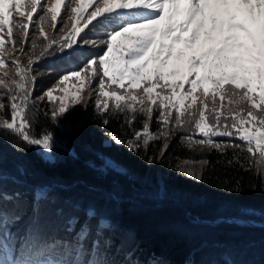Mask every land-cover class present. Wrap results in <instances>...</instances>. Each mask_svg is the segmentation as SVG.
<instances>
[{
    "label": "snow or ice",
    "instance_id": "obj_1",
    "mask_svg": "<svg viewBox=\"0 0 264 264\" xmlns=\"http://www.w3.org/2000/svg\"><path fill=\"white\" fill-rule=\"evenodd\" d=\"M58 17L60 29L56 27ZM71 21V30L64 34ZM45 25L56 29L51 38ZM37 36L47 42L42 55L52 62L57 78L46 91L33 95L35 73L41 69L34 68L31 60L22 65L4 57L6 41L11 51L26 55L25 41L35 49ZM5 67H13L18 79L7 80V72L0 77V131L12 130L27 144L46 150L45 159L55 155L53 135L47 130L39 137L30 135L27 113H37L39 102L47 100L44 115L53 123L69 121L74 113L69 105L84 103V81L96 78L91 89L96 93L93 106L108 113L112 102L117 113L125 114L132 131L127 141L111 136L116 144L137 154L146 149L157 138L150 131L155 112L159 136L175 138L179 130L185 133L184 140L198 137L194 141L198 145L221 152L224 147H246L252 156L258 153L264 160V0H67L66 4L65 0H0V69ZM77 82L81 88L75 87ZM69 83L73 85L71 96ZM226 99L228 105L237 107L226 108ZM244 104L250 106L240 107ZM9 112L10 119L5 118ZM137 114L143 118L141 129L132 127ZM60 147L75 156L72 148ZM159 155L163 157L164 147ZM17 171L26 173L23 166ZM187 175L201 179L193 171ZM47 198L46 190L36 191L30 218L29 234L34 249H39L37 255L50 247L42 236L45 213L40 202ZM4 201L13 213L6 222L22 221L17 211L20 201L13 196L0 198V221L6 215ZM96 216L89 208L88 224L79 231L76 215L69 214L64 221L63 231L76 241L73 264H133L111 259L119 242L106 231L112 227L107 219L93 225ZM12 238L0 228V247L4 248L0 264H32L13 259ZM85 247L92 250L90 260L82 258Z\"/></svg>",
    "mask_w": 264,
    "mask_h": 264
},
{
    "label": "trees",
    "instance_id": "obj_2",
    "mask_svg": "<svg viewBox=\"0 0 264 264\" xmlns=\"http://www.w3.org/2000/svg\"><path fill=\"white\" fill-rule=\"evenodd\" d=\"M63 11L64 6L61 16ZM59 20L60 17L57 29ZM73 23L63 29L64 34ZM28 31L31 40V25ZM45 31L49 38L56 33L47 25ZM35 41V49L25 41L27 54L20 52L24 58L19 62L26 65L31 60L34 68L41 69L35 73L33 84V95H40L53 85L57 73L52 70V62L45 61L42 55L47 42L41 36ZM3 75L0 71V77ZM6 79L18 77L14 71ZM95 83L96 78H92L89 95L84 97L83 105L72 106L74 113L67 122L61 119L53 123L43 114L47 100L39 102L37 113H27L30 135L39 137L42 130L52 133V159H45L49 155L46 150L27 144L12 130L0 131V176L8 175L0 177V198L13 196L19 200L17 211L22 216V221L8 224L7 217L13 213L10 203L4 201L6 215L0 228L13 237V259L32 264H73L76 241L63 231L64 221L69 214L76 215L75 228L79 231L87 226V210L92 208L97 212L93 225L107 219L112 227L106 231L119 242L117 254L111 259L131 260L133 264H264V227L228 221L264 223V167L258 154L252 156L246 147H224L221 152L196 144L198 137L182 139L185 133L179 130H175V138L159 136L155 112L150 131L157 138L137 154L111 141L113 135L127 141L132 131L125 114L117 113L112 102L108 113L93 106L96 93L91 89ZM5 118L10 119V112ZM104 119L109 120L107 125ZM142 120L137 114L132 127L141 129ZM61 145L72 148L75 156L68 155ZM161 147L163 157L159 155ZM153 156L156 158L149 163ZM204 160L208 163H200ZM19 166L26 169L24 175L17 171ZM188 171L201 179L189 177ZM40 189L48 193L47 200L40 203L45 213L42 236L50 247L37 255L39 249H34L35 241L29 232L35 193ZM220 219L224 221L205 223ZM3 253L0 247V257ZM82 258L92 259V250L85 247Z\"/></svg>",
    "mask_w": 264,
    "mask_h": 264
},
{
    "label": "rangeland",
    "instance_id": "obj_3",
    "mask_svg": "<svg viewBox=\"0 0 264 264\" xmlns=\"http://www.w3.org/2000/svg\"><path fill=\"white\" fill-rule=\"evenodd\" d=\"M66 1V0H65ZM82 26V25H81ZM52 30V28H51ZM47 33V31H45ZM6 61H11V60H19V59H22L24 58V55L21 56V53L19 50H16L15 52L11 51L10 49V46L7 44V41H6V45H5V57ZM1 72L5 73L7 72V74H11L15 71V69L13 67H5L3 69H0ZM89 80H85L84 81V84L82 86V95L83 97H86L89 95L90 91H89ZM127 83V82H126ZM66 87L68 88L69 90V96L73 95L74 92H73V85L71 83H69L68 85H66ZM76 88H81V85L79 82H77V84L75 85ZM189 87V85H185V89H187ZM123 91V90H121ZM159 91V89H158ZM217 102H219V97H217ZM225 106L226 108L227 107H237V105L233 104V105H228L227 104V99L225 100ZM70 108H72L73 105H69ZM250 105H247V104H244V105H240V107L242 108H246V107H249ZM245 127H249L250 128V125H245ZM251 130V128H250ZM258 154V153H257ZM259 157V155H257ZM261 160L260 158L258 159V161ZM263 167H264V160H262V164H261ZM8 175H5V176H0V177H7ZM224 221V220H223ZM229 221V220H228ZM251 221V220H250ZM254 222V221H253ZM256 223V222H255Z\"/></svg>",
    "mask_w": 264,
    "mask_h": 264
},
{
    "label": "water",
    "instance_id": "obj_4",
    "mask_svg": "<svg viewBox=\"0 0 264 264\" xmlns=\"http://www.w3.org/2000/svg\"><path fill=\"white\" fill-rule=\"evenodd\" d=\"M220 222H223V220L220 219V220H217L216 222H205V223L218 224ZM229 222L236 223V224L243 225V226L260 227V228H263L264 227V223H255L253 221L244 220V219H239V220L230 219Z\"/></svg>",
    "mask_w": 264,
    "mask_h": 264
}]
</instances>
